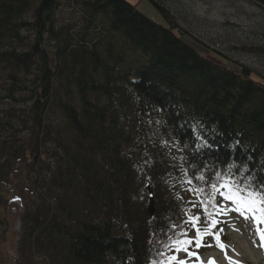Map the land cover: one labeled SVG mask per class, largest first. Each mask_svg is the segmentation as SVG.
<instances>
[{"label":"trees","instance_id":"obj_1","mask_svg":"<svg viewBox=\"0 0 264 264\" xmlns=\"http://www.w3.org/2000/svg\"><path fill=\"white\" fill-rule=\"evenodd\" d=\"M58 1L39 0L26 19L35 0H0V186L28 197L16 264H177L190 216L202 233L218 221L223 241V196L207 212L200 201L230 165L264 200V84L201 55L151 0L165 25L125 0H82L72 35L55 26ZM211 236L180 247L202 255Z\"/></svg>","mask_w":264,"mask_h":264},{"label":"rangeland","instance_id":"obj_2","mask_svg":"<svg viewBox=\"0 0 264 264\" xmlns=\"http://www.w3.org/2000/svg\"><path fill=\"white\" fill-rule=\"evenodd\" d=\"M35 0L32 11L26 17L29 19L33 9L38 5ZM82 0H59L53 13L56 28L68 26L69 34L79 32L84 19ZM137 6L138 12L156 24H164L162 17L148 0H125ZM157 6L163 7L178 24L180 29L188 34L186 40L201 55L227 68L238 70L223 58L233 63L244 65L253 71V78L264 84V7L255 0H151ZM30 37L32 33H26ZM193 42H192V41ZM51 55L54 49H49ZM219 54V55H218ZM0 195L8 202L5 204V214L8 217V233L0 236V260L2 264H16L17 244L21 231L20 218L23 211V201L28 197L24 190H15L8 186H0ZM18 197H22L19 199ZM259 206V204H258ZM225 208L226 233L225 249L217 246V240L211 236V248L204 254L189 256L182 250L177 252L176 262L183 260L185 264H204L211 259L215 264H229L227 256L239 264H264V248L259 246L256 229L263 230L262 223L257 224L251 214L248 219L233 211L232 201L225 200L220 208ZM260 207V206H259ZM3 209V208H1ZM196 237L194 230L191 240ZM6 238V239H5ZM221 241V242H223ZM200 264V263H199Z\"/></svg>","mask_w":264,"mask_h":264},{"label":"snow or ice","instance_id":"obj_3","mask_svg":"<svg viewBox=\"0 0 264 264\" xmlns=\"http://www.w3.org/2000/svg\"><path fill=\"white\" fill-rule=\"evenodd\" d=\"M198 140H200V147L203 148H209L210 145L207 142L206 139L201 140L200 137H197ZM200 147H198V151L200 150ZM236 167V165H230L229 166V171L226 174V177L223 178V183L220 184V187H217L216 183H211L210 187L212 189V196L207 200H201L200 204L204 207L205 212L208 211V204H213V198L217 192H219L220 195L223 196L225 200H230L232 201L233 205L235 207L232 209L233 211L238 212L241 216H244L245 219L249 218L248 214H251L252 219L255 221L257 224L264 223V207H259L258 204L264 203V200H257L256 193L250 188L249 184L243 183L242 180H237L233 178L231 168ZM237 172H241L240 167H236ZM217 178H221V174L217 172ZM241 175L243 173L241 172ZM197 179H203V176L197 177ZM189 184H191V181H188ZM220 188L227 189L226 192L220 191ZM188 191L194 192L197 196L201 195L203 193V189L196 188L192 189L189 188ZM194 207L196 206L195 204L193 205ZM213 207L215 205L213 204ZM209 217L211 218V213L209 214ZM189 220L192 223V227L196 228V247L199 248L201 246L200 241L203 235H213L215 236L217 240V246L221 248V250L225 249V245L220 242L219 240V233L218 232H212L211 229L216 228V225L218 221L215 219L211 220V223L208 225V229H206L203 233L199 228L196 227L197 221L199 220V217H189ZM222 231V230H221ZM257 235L259 237V246L261 248H264V230L257 228L256 229ZM176 245V251L179 252L181 251V243L184 245L191 244V240H184V241H175L174 242ZM165 247H170V245H165ZM184 251H187V248L185 247L183 249ZM189 256L194 255V253L189 252ZM225 258L229 260V264H239L238 261L231 259L230 257L227 256V253L225 252ZM199 260V257H197ZM171 260H176L175 256L171 257ZM177 264H185V261L180 260L177 262ZM200 264H204L203 261L200 262ZM207 264H215L213 260H209Z\"/></svg>","mask_w":264,"mask_h":264},{"label":"water","instance_id":"obj_4","mask_svg":"<svg viewBox=\"0 0 264 264\" xmlns=\"http://www.w3.org/2000/svg\"><path fill=\"white\" fill-rule=\"evenodd\" d=\"M259 1L261 4L264 5V0H256ZM148 212H149V217L153 218L155 214V209H154V202L153 199H150L149 205H148Z\"/></svg>","mask_w":264,"mask_h":264}]
</instances>
